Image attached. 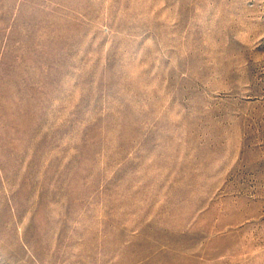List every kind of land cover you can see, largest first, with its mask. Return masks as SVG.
<instances>
[{"label":"rangeland","instance_id":"rangeland-1","mask_svg":"<svg viewBox=\"0 0 264 264\" xmlns=\"http://www.w3.org/2000/svg\"><path fill=\"white\" fill-rule=\"evenodd\" d=\"M0 264H264V0H0Z\"/></svg>","mask_w":264,"mask_h":264}]
</instances>
